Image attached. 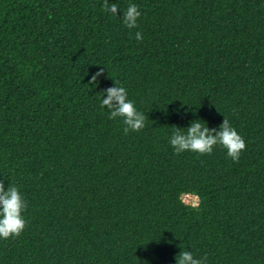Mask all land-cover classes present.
<instances>
[{"label": "trees", "instance_id": "obj_1", "mask_svg": "<svg viewBox=\"0 0 264 264\" xmlns=\"http://www.w3.org/2000/svg\"><path fill=\"white\" fill-rule=\"evenodd\" d=\"M103 2L0 0V182L27 203L0 264H264V0ZM114 84L139 132L101 107ZM223 118L246 145L237 162L169 142Z\"/></svg>", "mask_w": 264, "mask_h": 264}, {"label": "clouds", "instance_id": "obj_2", "mask_svg": "<svg viewBox=\"0 0 264 264\" xmlns=\"http://www.w3.org/2000/svg\"><path fill=\"white\" fill-rule=\"evenodd\" d=\"M103 8L112 15H117L119 12L118 6L115 3L110 4L109 0H104ZM140 15L138 5L129 4L123 13L124 26L128 29L138 27L137 20ZM135 38L137 41H141L143 39L142 33L136 32ZM103 74L104 70L99 69L90 76L89 82L97 84ZM102 92L104 96L101 107H107L109 119L122 118L125 134L129 130L139 132L145 127L146 117L137 110L134 102L128 99V92L125 87L114 84L112 87L103 89ZM181 129L176 127L169 141L177 154L192 151L201 155H210L214 146L220 145L226 149L227 156L233 162H237L241 151L246 147L242 136L237 133L226 118H223V122L218 127L212 129L206 126V122L201 123L197 119L191 121L187 128H183L184 131ZM26 208L27 203L18 186L10 185L5 189L3 182H0V238L18 237L22 233L26 225L22 213ZM175 262L176 264H207V254L197 258L190 251H180L175 256Z\"/></svg>", "mask_w": 264, "mask_h": 264}, {"label": "rangeland", "instance_id": "obj_3", "mask_svg": "<svg viewBox=\"0 0 264 264\" xmlns=\"http://www.w3.org/2000/svg\"><path fill=\"white\" fill-rule=\"evenodd\" d=\"M182 199L185 203H189L192 205H196L197 204V198L193 195H183Z\"/></svg>", "mask_w": 264, "mask_h": 264}]
</instances>
